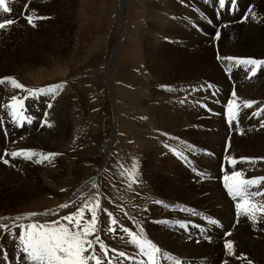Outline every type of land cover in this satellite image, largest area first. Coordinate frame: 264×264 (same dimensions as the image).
I'll return each mask as SVG.
<instances>
[{
  "label": "rangeland",
  "instance_id": "374dc122",
  "mask_svg": "<svg viewBox=\"0 0 264 264\" xmlns=\"http://www.w3.org/2000/svg\"><path fill=\"white\" fill-rule=\"evenodd\" d=\"M146 1L148 0H122V2L121 0H7L11 12L4 13L0 10V20L14 21L5 29H0V78L14 75L12 78L25 85V89L47 90L49 86L54 89L53 92L38 97H28L24 101V109H26L24 115L33 117L31 123L23 121L21 126H16L8 116L7 106L3 111V119H0L3 121V125L0 126L3 134L7 135L10 132L11 137L18 133L25 136L24 143L17 141L22 142L18 144L22 147L17 145L14 151L30 149L36 155L24 161L23 166L19 165L21 171L18 170V175L27 182V186L9 193L4 189L9 181L8 177H4V182L0 181V210H8L9 216H21L30 212L47 213L37 216L40 219L32 218L38 221L45 216L54 220L75 212V209L83 203L76 186L82 183L86 176L87 179L89 178L90 167L93 169L90 175L93 187L86 196L91 202L98 200L99 207L103 211L109 203L116 204L109 195L112 191L110 187L112 178L104 172L105 169L117 168L116 166L133 168L135 163V169L137 167L142 169V182L145 181V184L147 182L151 186L154 185L150 183L153 182V173L156 172V176L161 172L168 174L171 177L166 180L168 184L157 181V185L155 184L153 188L158 192L156 191L157 193L152 196L156 198L160 196L158 199L164 196L170 197L171 200L185 201L197 196L190 191L197 192L203 190L202 187L208 188L202 185L203 179L213 178L215 173L212 172L217 169L220 158L222 160L219 166L220 181L225 173L236 169L242 170L245 178L264 176L257 174L260 169H255L264 168V160L238 161L235 169L223 160L225 155L236 158L264 157V128L260 126V121L264 120V111L255 114L258 109H264V67L250 77L244 66L217 60L218 54L264 59V56L260 57L264 55V45L259 43L255 46L250 42L251 39L254 40L253 33L250 35L240 32L244 30L241 24L252 18L254 22L252 21V26L248 27L249 31L255 32L258 29L260 35H264V0H247V4L243 2L244 0H236L235 5L231 0H226L225 7L219 10L218 0H213L217 3L210 7L207 5L214 2L208 3L207 0H149L147 3ZM248 14L247 19L245 17ZM27 15L33 18L37 16L46 18L34 19L35 26H32L25 19ZM259 19L261 23L263 22L262 27L258 26ZM236 25L237 31L234 27ZM230 26L231 28H228ZM218 28L220 37L214 39ZM227 28L233 36L226 31ZM225 40L231 43V49L234 50L221 55L220 52H225L226 49ZM39 78L43 81H39ZM252 78H258L257 86L263 84V90L259 94L261 96L252 97L254 96L251 95L252 93L241 89L243 83ZM10 84L11 82L7 80L0 84L2 96L7 100V104L10 98L8 93ZM209 84L212 85L211 88L208 87ZM57 85L59 87H56ZM233 89L241 101L253 100L256 103L251 108H243L241 105L237 121L229 124L226 123L224 109ZM19 90L20 98L27 95L26 91ZM42 101L52 104L54 118L53 115L49 120L40 116V107L45 106ZM201 104L207 105V108L201 107ZM45 120L48 123L47 121L42 123ZM131 120L134 122L131 126L132 135L128 134L124 125L125 121ZM237 122L243 125L241 130L228 133L222 131V127L232 130L233 124ZM35 134L39 135L40 140L33 139ZM226 143L229 144L227 149ZM165 144L170 148H166ZM186 144H193L200 151L191 153L187 151ZM124 147L127 152L122 156ZM118 149L121 150L119 155L118 153L116 155ZM170 149L183 151L188 157L187 161L179 158ZM49 152L59 154L49 158L48 161L53 165L56 163V169L62 170V176L52 180L53 184L56 183L55 187L43 185L42 179L35 174L38 172L36 161L40 159V153ZM0 163V169L4 166L18 167L13 162H8V165ZM222 165L225 172L221 171ZM193 168L197 171L193 172ZM95 170L98 174H95ZM171 170L175 173L173 174L174 171ZM197 179L201 180L197 181ZM100 181H103V184H100ZM178 181L180 183H176ZM66 182L68 188H63L61 183ZM59 184L60 187H57ZM221 185L223 186V183ZM34 189H37L36 193ZM61 189L66 191L62 193ZM165 189L168 192L163 195L159 193ZM178 189L181 194L175 192ZM260 189H264V182H260L259 188L253 186L250 191ZM30 194L33 197L30 198L31 200L28 199ZM225 194L224 196L232 202V209L234 208V213L237 215L236 201L229 197L227 192ZM201 200L196 198L192 202L185 203L203 209L199 210L201 217L205 214L210 218L214 217L215 215L211 214L212 208L209 212L204 211L209 208ZM255 201L264 202V196L257 197ZM62 204H67V207L61 208ZM117 207L119 208L120 205ZM137 207L140 208L142 222L140 220L139 222L136 220L135 223L118 222L114 233L107 231L109 225H104L99 231L100 240L105 239L103 243L107 248L105 253L99 243L94 244V251L101 264H110V261L111 264H133L134 259L129 260L128 257H131L130 254L133 252L138 253V249L128 243L130 238L127 233L120 230V225L124 226L125 223L128 224L124 227L129 228L131 225L132 228L129 229H134V233L138 230V226L142 227V224L144 234L152 239L155 238L159 245H161L160 237L172 238L169 229L182 237H185L188 231L197 232L195 227L190 226L188 219L177 221L172 219L166 223L160 222L163 226H154L151 218L153 207L150 204ZM128 211H132L131 208ZM175 212L185 216L182 208ZM149 214L151 220L144 222ZM258 216L259 214L256 216L257 220L260 218ZM102 219L103 216L99 224ZM244 220L252 224V221L243 214L236 219L238 223ZM178 221L185 222L187 227L181 228ZM164 231L168 235H164ZM19 232L18 227L13 228L11 233L0 230L1 236H5L0 244L3 254L0 264H23L22 253L17 247ZM162 243L173 249H183L170 244L168 240H163ZM204 244L208 245L206 242ZM188 246L195 247V245ZM234 247L238 246L234 244L233 249ZM246 247L245 251L232 250L230 264H249V262L264 264V226L255 229L246 241ZM216 249L217 247L213 251ZM122 250L126 253L125 257L118 255ZM161 250L165 249L161 248ZM204 250L205 248L202 247L196 251L204 252ZM113 256H115L114 260ZM203 258L201 260L205 264L210 263L214 257L207 255ZM185 259L189 258L185 257ZM163 260L164 262L160 261L161 264L168 263L166 259ZM91 264L95 262L92 261Z\"/></svg>",
  "mask_w": 264,
  "mask_h": 264
},
{
  "label": "bare ground",
  "instance_id": "6f19581e",
  "mask_svg": "<svg viewBox=\"0 0 264 264\" xmlns=\"http://www.w3.org/2000/svg\"><path fill=\"white\" fill-rule=\"evenodd\" d=\"M125 1V0H124ZM149 1V0H148ZM146 1V3L148 2ZM261 1V0H260ZM122 2V0H121ZM207 2H211L214 4H211V5H207L208 7L210 6H214L215 5V2L216 1H213V0H207ZM245 4L248 3L247 0H244L243 1ZM217 3V2H216ZM259 3V2H258ZM257 3V4H258ZM166 4V3H165ZM219 6V4H218ZM220 9V7L218 8V10ZM235 15L232 16V18H234ZM249 17V14L247 16V19ZM226 17L224 16V19ZM254 19V18H253ZM264 19V18H263ZM252 18L251 19H248L246 23L244 24H241V27L244 28V30L240 31L242 33H245V34H252L253 33V39L254 40H250V42L254 43L255 46L259 45V43L262 44V46L264 45V35H260V32L258 29H256V31L254 32H251L252 30L249 31V26H252ZM254 22V21H253ZM257 23H258V26L259 27H262V23L259 20H257ZM176 24V23H175ZM179 25V24H178ZM202 25V24H201ZM261 25V26H260ZM167 26V25H166ZM227 27V26H226ZM235 27V30L237 31V25L234 26ZM228 28H231L228 27ZM227 30L226 31H229V34H230V30ZM233 30V29H232ZM150 31V30H149ZM225 31V29H224ZM225 31V32H226ZM223 32V31H222ZM212 33V32H211ZM163 34V33H162ZM226 34V33H224ZM233 34V33H232ZM232 34H230L231 36H233ZM192 35V34H191ZM229 35V37H230ZM236 35V34H235ZM142 36V35H141ZM202 36V35H201ZM207 36V35H206ZM198 37V35H197ZM157 38V37H156ZM185 38V37H184ZM188 38V37H187ZM192 38V37H191ZM199 38V37H198ZM238 38V36H237ZM242 38V37H241ZM197 39V38H196ZM228 39V38H227ZM233 39V37L231 38ZM235 39V38H234ZM48 40V39H47ZM199 40V39H197ZM205 40V39H204ZM229 40V39H228ZM228 40H225L224 42V47L226 49H224L225 52H220L221 55H226L228 54V52H232L231 50H234V49H231V43L228 41ZM238 40V39H237ZM188 41V40H187ZM206 41V40H205ZM192 42V40H191ZM232 42V41H231ZM235 42V41H234ZM194 44V42H193ZM237 44V43H236ZM192 46V45H191ZM236 46V45H235ZM238 46V45H237ZM261 47V46H260ZM178 48V47H177ZM234 48V47H233ZM236 49V48H235ZM257 49V48H256ZM237 51V50H236ZM238 52V51H237ZM259 52V51H258ZM234 53V52H233ZM230 54V53H229ZM240 54V53H239ZM251 56V55H250ZM264 55H261L260 57H263ZM254 57V56H253ZM212 63V62H211ZM215 63V62H214ZM207 66V65H206ZM232 67V66H231ZM215 69V68H214ZM215 72V71H214ZM219 72V71H218ZM12 74V73H11ZM6 75V74H5ZM8 75V74H7ZM10 76V75H9ZM12 77L14 75H11ZM26 76V75H25ZM201 77V76H200ZM248 77V76H247ZM194 78V77H193ZM48 79V78H47ZM258 79V78H257ZM257 79H251V80H248L246 81L245 83H243V86H241L244 91L246 92H250L252 93L251 95H254L252 97H255V96H261L259 95L262 90H263V84L257 86V83L256 84V80ZM39 81H43V79L39 78L38 79ZM223 80V78H222ZM219 81V80H218ZM217 81V82H218ZM38 82V81H37ZM223 82V81H222ZM227 83V82H226ZM262 83V82H261ZM222 83H220L221 85ZM25 86V85H24ZM36 86V85H35ZM39 86V85H38ZM226 86V85H224ZM238 86V85H237ZM156 88V87H155ZM238 89V88H237ZM236 89V90H237ZM242 90V92H244ZM20 92L19 89H16L14 88L11 84L9 85V89H8V93L10 94V98L13 96V95H17L18 93ZM144 94V92H143ZM244 94V93H243ZM245 94H248V93H245ZM138 95V94H137ZM250 95V96H251ZM20 96V94H19ZM238 96V95H237ZM245 96V95H244ZM249 96V97H250ZM264 97V96H263ZM10 98H9V101H10ZM174 99V98H173ZM226 99V98H224ZM247 99V98H246ZM249 99V98H248ZM54 100V99H53ZM160 100V99H159ZM51 101V100H49ZM58 101V100H57ZM53 102V101H52ZM66 102V101H65ZM137 102V101H136ZM163 102V101H162ZM43 104H45V106H41V114L40 116L43 117L44 119H51L52 118V115H53V118H54V114L53 113V110H52V107L48 109L47 107V102L45 101H42ZM63 103V102H62ZM58 104V103H57ZM67 104V103H66ZM149 104V103H148ZM0 105H3V107H0L2 109H0V119L2 120L3 119V116H4V113L3 111L6 109V106H7V100L4 99V97L2 96V92L0 90ZM36 105V104H35ZM167 106V105H166ZM33 109V108H32ZM48 109V110H47ZM58 109V108H57ZM168 109V108H167ZM67 110V109H66ZM167 111V110H166ZM34 113V111H32ZM31 112V113H32ZM47 112L48 115L47 117L44 116V113ZM51 115V117H50ZM57 115V114H55ZM169 115V114H168ZM170 116V115H169ZM201 117V116H200ZM179 118V117H178ZM177 118V119H178ZM133 119V118H131ZM166 119H169L166 117ZM212 119V118H211ZM58 120V119H57ZM134 120V119H133ZM164 120V119H163ZM47 121V120H46ZM52 121V120H50ZM48 123V121H47ZM200 123V122H199ZM134 124V122L131 120L129 122L125 121L124 122V125L126 126L125 128L126 131H128V134H133L132 132V129H131V126ZM206 124V123H205ZM212 124V123H211ZM3 124H1L0 126H2ZM123 125V126H124ZM186 126V125H185ZM207 126V125H206ZM242 124H239V130L242 129ZM215 128H217L215 126ZM212 131V130H211ZM222 131L224 133H228V132H234V131H237V124H233L232 126V130L231 128L228 129V128H224L222 127ZM192 132V131H191ZM218 132V131H217ZM222 132V133H223ZM261 132V131H260ZM255 133V132H254ZM39 134V133H38ZM38 134H35L34 138L33 139H39V135ZM140 134V133H139ZM137 134V135H139ZM200 134V133H199ZM21 134L18 133V135L16 136H13L11 137V133L8 132L7 135L3 134L1 128H0V156H3L4 154V159H7L8 162H13L15 163L18 167H14V166H10V167H7V166H4L3 169H0V172H3L2 174L0 173V181H3L5 178L9 179L8 183L5 184V191L6 192H13L17 189H20L22 187H25L27 186V182L23 181L22 177H20L18 175V170L20 169L19 165L23 166V162L28 160V159H25L23 157V155H20V156H17V157H12L11 156V153L14 151V148L15 146H17L18 144H21L24 140H25V136L23 137L22 135L20 136ZM38 135V136H37ZM135 135V136H137ZM204 135V134H203ZM210 135V134H209ZM212 135V134H211ZM210 135V136H211ZM230 135V134H229ZM147 136V135H146ZM142 137V136H141ZM250 137V136H249ZM43 138V137H42ZM130 138V137H129ZM212 138V137H211ZM22 139V140H20ZM217 139V138H216ZM40 140V139H39ZM218 140V139H217ZM17 141H22V142H17ZM223 141V139H222ZM28 142V141H27ZM39 142V141H37ZM212 142V141H211ZM215 142V141H214ZM253 142V141H252ZM24 143V142H23ZM61 143V142H60ZM39 144V143H38ZM42 144V143H41ZM214 144V143H213ZM212 144V145H213ZM246 146H247V143H245ZM252 144V143H251ZM250 144V145H251ZM24 145V144H23ZM75 145V144H74ZM117 145V144H116ZM19 146V145H18ZM67 146V145H66ZM220 146V145H219ZM235 146V145H233ZM232 146V147H233ZM19 147H22V146H19ZM243 147V146H242ZM71 148V147H70ZM115 148H118L117 146H115ZM126 147H124V152L122 153V156H125L126 155V152H127V149H125ZM237 148V147H236ZM240 148V147H239ZM244 148V147H243ZM241 148V150L243 149ZM249 148V147H248ZM74 149V148H73ZM231 149V148H230ZM250 149V148H249ZM121 149H118L116 150V155L118 153L119 155V152H120ZM221 150V149H220ZM239 150V149H238ZM240 150V151H241ZM232 151V150H231ZM237 151V150H236ZM235 151V152H236ZM155 152V151H154ZM244 152V150H243ZM246 152V151H245ZM231 153V152H230ZM250 153V152H248ZM247 153V154H248ZM246 154V155H247ZM239 155V154H238ZM244 155V154H243ZM251 155V154H249ZM253 155V154H252ZM169 156V155H168ZM235 156V155H234ZM51 158V157H50ZM125 158V157H124ZM147 158V157H146ZM58 159V157H57ZM221 158L219 159L218 163H217V169L215 171H213L212 173H215V175L213 176V178H210V179H203V182H202V185L208 187V188H204L202 187L203 190H197V192L195 190L193 191H190L192 194H196L197 196L189 199V200H181V199H177V200H171L170 197H162L161 199H158L160 198V196L157 198L152 196L153 194H155V192L157 191L156 188H153L154 185L156 184L157 181H162V182H165L164 184H168L166 182V180L168 178L171 179V177H169L168 174H165L163 172L158 173L159 175L156 176V172L153 173L152 177H153V182L150 181L151 184H154L153 186L147 184H145V181L142 182V175L143 173L142 172V169H133L132 167H127V168H124L125 166H116L117 168H111V169H105L104 172L105 174H107L109 176V178H112L111 179V186L112 187V191L109 193V195L111 196L112 200L115 201L116 204H113V203H109L108 205H106V207L104 209H106L107 211H103L101 210V208L99 207L97 209V212H98V218H99V223H100V218L103 216V224H102V220H101V224H100V230L101 228L104 227V225H109V216H108V212L112 214V218L116 219L118 222H125V221H131L132 223H135L136 220H139L141 219L140 216L141 214L139 213V207L137 206H142V205H149L151 207H153V213H152V221L155 222L152 224L154 226H163L162 223L160 222H164V221H171L173 219V221H177L178 219H188L189 220V223H191V227H195L197 229V232H193L192 233V230L191 231H188L186 236L185 237H182L180 236L178 233H175L173 232L172 230L170 231L169 229V234L171 233L172 235V238H169L167 236L166 239H163L164 237H160L161 239H159L161 245L158 244V241H155L154 239L148 237L147 235H145L148 239H151L160 249H165V250H161V253H160V261H163V259H165V254H168L170 257L173 256L176 258H179L181 261H182V264H204L202 262V260L204 259L203 257H206L207 255H210L211 257H214L212 259V261L209 263H205V264H230V259L232 258V254L229 255V252L227 249H225L224 247V244H225V241L226 240H230L232 241V250H242V251H245L247 250V247H246V241L251 237V235L254 233L255 229L258 227V226H264V220L262 221V219H264V214H259L258 217H260L258 220L256 219V222L252 224L248 223V222H245L246 220H244L242 223H238L236 221L237 218V215L234 213V208L232 209V202L229 201V199H227L224 195H226V191L225 193L223 192L225 189L224 187L221 185L222 181H220L219 179V176H220V169H219V166H220V161ZM52 161V160H51ZM56 160H54L55 162ZM0 162H3V161H0ZM29 162V161H28ZM4 163V162H3ZM1 164V163H0ZM9 163H7L8 165ZM13 164V165H15ZM209 164V163H208ZM117 165V164H116ZM126 165V164H125ZM40 166V167H38ZM115 166V165H114ZM169 166V165H168ZM208 166V165H207ZM57 165L55 163V165H53L52 162H49L48 160L47 161H44L43 163H38V165H36V168H37V171L38 172H35V174L37 176H39L38 178L42 179L41 182L44 184H47L48 187L50 186H56V183L53 184L52 183V180H57L59 179L60 176H62V170L60 169H56ZM94 167V166H93ZM211 167V166H210ZM4 168H6L4 170ZM91 168V167H90ZM88 169V175H89V178L87 179V176L85 177V180H83L82 183H79L76 187L77 189H79V196H82L81 199H83V203L81 205H79V207H81L82 205H84L86 202H91L90 199L86 196L90 190H92V187H93V183L91 181L92 176H90L92 173V168L91 169ZM123 168V169H122ZM152 168V167H151ZM208 168V167H207ZM24 169V167L22 168ZM175 169V168H174ZM178 169V168H177ZM255 169H260L257 174L258 175H264V168L260 167V168H255ZM237 170V169H236ZM21 171V169H20ZM135 173V182L133 183L132 181L129 180V174L131 172ZM171 171H174V170H171ZM170 171V172H171ZM31 172V171H30ZM33 172V171H32ZM95 174H98L97 173V170H95ZM144 172V171H143ZM158 172V170H157ZM224 172H225V169H224ZM250 172H252V170H250ZM145 173V172H144ZM175 173V171L173 172V174ZM146 174V173H145ZM31 175V174H30ZM34 175V174H32ZM34 175V176H36ZM187 175V174H186ZM107 176V177H108ZM178 176V175H177ZM182 176V174H181ZM5 177V178H4ZM146 177H144L145 179ZM183 178V177H182ZM189 178V177H188ZM141 179V180H140ZM150 180V178H149ZM201 179H197V181H200ZM147 181V179H146ZM194 181V180H192ZM191 181V182H192ZM4 182V181H3ZM58 183V181H57ZM176 183H180V181L176 182ZM62 184V187L63 188H68L67 187V182L66 183H61ZM100 184H103V181H100ZM160 184V183H159ZM162 184V183H161ZM108 185V184H107ZM157 185V184H156ZM177 185V184H176ZM201 186V184H199ZM52 186V187H53ZM54 186V187H55ZM66 186V187H64ZM102 186V185H101ZM57 187H60V184L57 185ZM109 187V188H110ZM167 187V185H166ZM179 188H181V186H178ZM184 187V186H183ZM199 187V186H198ZM168 188V187H167ZM200 188V187H199ZM170 189V188H169ZM66 190L64 191H61L62 193L65 192ZM174 191V190H173ZM177 194H181L179 191L180 189L178 190H175V192H177ZM31 191H29L30 193ZM37 192V189H34V193ZM158 192V191H157ZM156 192V193H157ZM165 192H168L166 189L165 191H160L159 193H161L162 195L165 193ZM91 195V194H90ZM88 195V196H90ZM160 195V194H159ZM4 196V195H3ZM97 196V195H96ZM32 196L31 194L28 195V199H30ZM33 198V197H32ZM35 198V197H34ZM97 198V197H96ZM172 199H174L173 197H171ZM196 198H200L202 199L201 201L204 202L209 209L207 210H204L206 212H209V210L212 208L213 209V213L211 212V214L215 215L214 217L210 218V216L208 214H205L203 215L202 217L200 216L199 214V210H203V209H200L198 207H193L185 202H192L193 200H195ZM257 197H253L252 199L253 200H256ZM31 200V199H30ZM92 200V199H91ZM94 200V199H93ZM156 200H159L161 201L160 204H156L154 201ZM198 201V200H197ZM154 202V203H153ZM67 203V202H66ZM81 203V202H80ZM79 203V204H80ZM232 204V205H231ZM70 205V204H69ZM72 205V203H71ZM117 205H120V207L118 208ZM78 207V208H79ZM16 208V207H13V209ZM18 208V207H17ZM131 208L132 211H128V209ZM148 208V207H147ZM183 209V214L185 216H180L178 215L177 210L180 211V209ZM6 209V208H5ZM76 210V209H75ZM151 210V209H150ZM54 211V210H53ZM8 213V210H0V217H3V216H8V217H15V216H9ZM127 213V214H126ZM148 215V212H146ZM195 213V214H194ZM87 217L90 219V214L86 213ZM145 215V216H146ZM60 216V215H59ZM62 217V216H60ZM60 217H58L57 219H54L52 220L49 216H45L44 219L40 220V222H52V221H56V220H59ZM144 217V216H142ZM148 217V216H147ZM150 218V214H149V217L148 218H145V220H143L144 222L146 221H150L151 220ZM36 219H40V217H36ZM105 219H107L106 221H104ZM144 219V218H143ZM44 220V221H43ZM210 220H215V221H218V224H213V223H210L209 221ZM9 221V222H7ZM141 221V220H140ZM156 221H160L159 223H157ZM22 222H25L27 223L28 221L25 220V221H22ZM142 222V221H141ZM245 222V223H244ZM260 222V223H259ZM3 223L5 224H9L11 225V221L10 220H6V221H3ZM64 223H67L66 221ZM128 223H125V225H127ZM198 225V227H197ZM131 226V225H130ZM129 226V228H130ZM141 226L143 227V225L141 224ZM117 228V227H116ZM120 228V227H119ZM132 228V227H131ZM130 228V229H131ZM144 229V228H143ZM156 229V228H155ZM116 230V229H115ZM121 230V229H120ZM137 230V229H136ZM149 230V229H148ZM229 230V231H227ZM132 232L134 231L131 230ZM136 232V231H135ZM230 233V235H225V233ZM111 233V231H110ZM114 233V232H113ZM122 233V232H121ZM163 233V232H162ZM118 234V233H117ZM152 234V231L151 233ZM156 235V234H155ZM164 235H168L167 233H165L164 231ZM122 236V234H121ZM152 236V235H151ZM5 236H1L0 234V244L3 242V238ZM157 237V236H156ZM192 237V238H191ZM206 237H210L211 239H206ZM120 238V237H119ZM159 238V235L158 237ZM112 239V238H111ZM168 240L170 244H173L174 246L176 247H181L183 248L182 250H177V249H173V248H170L168 247L166 244L162 243L163 240ZM105 240V239H104ZM103 240V241H104ZM123 240V239H122ZM158 240V239H157ZM162 240V241H161ZM102 241V240H101ZM105 242V241H104ZM208 243V245L204 244V243ZM219 242V243H218ZM109 243V242H108ZM120 243V242H119ZM123 243V242H122ZM129 243V242H128ZM116 244V243H115ZM236 244L238 247L233 249V245ZM118 245V244H117ZM165 245V246H163ZM188 245H195V247L191 246L189 247ZM249 245H251V243H249ZM128 246V245H127ZM197 246V247H196ZM204 247L205 250L204 252H199V251H196L198 248H202ZM217 247V249L215 251H213V249H215ZM120 248V247H119ZM100 249V248H99ZM127 250V249H126ZM124 251V250H122ZM189 252V253H188ZM234 252V251H233ZM112 253V252H111ZM139 253H135L133 252L132 254H130L131 257L134 258L133 260V264H139V261L142 260L141 256L138 255ZM203 255V256H202ZM201 256V257H199ZM108 257V256H107ZM111 257V256H110ZM115 257V256H113ZM117 257V256H116ZM189 258V259H185L184 258ZM3 258V254L1 253V249H0V263H1V259ZM172 258V257H171ZM144 259V258H143ZM174 258L172 259H166L168 261L169 264H174ZM202 259V260H201ZM120 260V259H119ZM116 261V260H115ZM201 262V263H200ZM108 263V262H107ZM116 263V262H115ZM166 263V262H165ZM166 263V264H168Z\"/></svg>",
  "mask_w": 264,
  "mask_h": 264
},
{
  "label": "snow or ice",
  "instance_id": "6c2138e0",
  "mask_svg": "<svg viewBox=\"0 0 264 264\" xmlns=\"http://www.w3.org/2000/svg\"><path fill=\"white\" fill-rule=\"evenodd\" d=\"M226 0H218L219 7L223 9L225 7ZM233 5L236 4V0H231ZM0 10L4 13H10L11 8L9 7L7 0H0ZM46 17H35L31 15L25 16L27 22L35 26L34 19H45ZM247 18V17H245ZM253 18H255L253 16ZM12 19L0 20V29H5L6 26L13 24ZM220 30L219 28L215 32L214 39H219ZM217 60L227 61L230 64L234 63L236 66H244L248 70V75L251 77L256 74L258 69L264 67V59H256L252 57H236V56H220L217 55ZM10 81L11 85L16 89H21L26 91L27 95L23 98L19 97V94L13 95L10 98L9 103L7 104L8 116L11 118L12 122L16 126H21L23 121L28 123L32 122L33 117L25 116L24 111V101L28 97H38L45 95L47 92H53L54 89L49 86V88L43 89H25V86L17 82L12 77H3L0 78V84L5 81ZM56 87H59L57 85ZM166 87V86H165ZM209 88L212 87L211 84L208 85ZM183 102V101H181ZM256 103L253 100H243L237 96L235 89L230 93L229 98L227 99L224 116L226 123L231 124L233 121H237L238 111L241 107L251 108L252 105ZM3 107V105H0ZM48 108L52 107L51 103L47 104ZM201 107L207 108V105L201 104ZM210 111V109H208ZM264 111V109H258L257 113ZM48 113L45 112L44 116L47 117ZM42 121V123H45ZM3 121H0L2 124ZM261 128H264V120L260 121ZM237 131H239V124L237 122ZM166 135V134H165ZM173 139H176L173 137ZM183 143V142H182ZM166 148H170L168 144L164 145ZM229 146L226 143L225 148ZM187 151L191 153H197L200 151L193 144L185 145ZM173 151L179 158L187 161L188 157L184 155L183 151H177L176 149H170ZM23 155L25 159H32L36 153L30 149H20L13 151L11 153L12 157H17ZM59 155L58 153L49 152V153H40V159L36 162L41 163L42 161L48 160L50 157H55ZM211 155V153H209ZM5 164L8 163L7 159H4L3 156H0ZM224 162L235 169V165L238 161H254V160H264V157H232L225 155L223 157ZM136 168L135 163L133 164V169ZM193 172L197 170L192 169ZM221 171L224 172V166H221ZM199 174V173H198ZM223 187L227 192V195L231 197L235 203V209L237 217L241 214L248 217L253 223L256 222V216L258 214H264V202L255 201L253 197L264 196V189L257 191H250L253 186L259 188L260 182H264V176H256L252 178H245L242 170H233L230 173H225L222 177ZM129 180L133 183L135 182V173L134 171L129 174ZM63 191V189H61ZM156 204H160L161 201H154ZM61 208L67 207V204L60 205ZM99 208L98 200L95 202H86L81 207L77 208L75 212H71L66 216L60 217L59 220L52 222H40L38 220L32 219L37 216L46 215L47 213H37L30 212L21 216L0 217V230H3L6 233H11L13 228L18 227L20 229L19 236L17 238V247L20 253H22L23 264H91L92 261L95 264H101L100 259L96 256L94 251V244L99 243L101 250L107 253V248L104 245L103 241L100 240L98 235L100 231V224L98 218L97 209ZM107 211V210H105ZM145 211L147 209L145 208ZM86 213L90 214V219L87 217ZM127 214V213H126ZM195 214V213H194ZM109 216V227L107 231L115 232L118 221L112 218V214L108 213ZM10 220L11 225L3 223V221ZM27 220V223L22 221ZM67 223H64V222ZM159 223L160 221H156ZM165 223L167 221H164ZM210 223L218 224V221L210 220ZM181 228H186L187 224L183 221L177 222ZM198 227V225H197ZM122 232L127 233L129 243L133 244L137 249L138 253L144 259L139 261V264H161L160 262V253L161 249L151 240L144 235L143 227L138 226V230L134 233L129 228L120 225ZM96 234V235H94ZM225 235H230V233H225ZM94 237V238H93ZM206 239H211L206 237ZM225 249L228 250L229 255L232 254V241L226 240L224 244ZM92 250V251H89ZM113 251H116L113 249ZM120 257H125L126 253L120 251L118 253ZM165 259H172L168 254H165ZM115 259L114 257L112 258ZM129 260H133V257H128ZM111 264V261H110ZM174 264H182V261L179 258L174 260ZM251 264V262H249Z\"/></svg>",
  "mask_w": 264,
  "mask_h": 264
}]
</instances>
